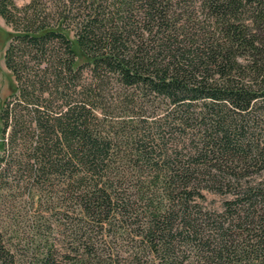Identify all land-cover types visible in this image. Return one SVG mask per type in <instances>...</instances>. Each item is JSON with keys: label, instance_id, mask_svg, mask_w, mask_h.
I'll use <instances>...</instances> for the list:
<instances>
[{"label": "trees", "instance_id": "trees-1", "mask_svg": "<svg viewBox=\"0 0 264 264\" xmlns=\"http://www.w3.org/2000/svg\"><path fill=\"white\" fill-rule=\"evenodd\" d=\"M62 4L51 23L0 0L16 30L0 188L31 196L42 222L22 264H124L97 246L115 226L132 264H264V0ZM30 50L47 66L17 61ZM207 192L226 195L219 208ZM0 264H18L1 226Z\"/></svg>", "mask_w": 264, "mask_h": 264}, {"label": "rangeland", "instance_id": "rangeland-1", "mask_svg": "<svg viewBox=\"0 0 264 264\" xmlns=\"http://www.w3.org/2000/svg\"><path fill=\"white\" fill-rule=\"evenodd\" d=\"M65 0H36L33 8L31 7L28 10H23L26 5L32 2V0H15L18 8L20 9L17 13V16L24 17L25 19L31 18L34 14L35 9L45 10L49 13L47 21L51 23L56 22L57 20V12L62 8V3ZM57 5L60 8H57ZM45 13L42 14V16ZM47 17V16H46ZM22 25L21 23H18ZM16 31L14 28V24L8 23L6 19L0 14V108L4 102V100L10 95V93L14 90L16 86V81L14 79L13 74L7 67L4 59L5 50L8 44L11 41L13 36V32ZM69 34L71 37H74V30L70 29ZM57 43L52 42L49 44L48 49H55L57 47ZM79 51V49H78ZM34 53L36 50L29 53H26L24 56H18L17 61L27 60L21 63L31 67L33 66L34 70L38 68L37 63L40 57L41 67L47 66L49 63V55L40 56V54L36 53V57H34ZM21 55V54H20ZM84 57L81 55L79 51V59L82 60ZM52 64L50 70L53 71ZM49 70V69H48ZM49 70V71H50ZM89 72L87 70L82 74L83 80L89 77ZM53 77V75H52ZM61 100L55 101L56 103H60ZM254 178H262L264 179V171L261 174H253ZM12 189H1L0 188V226L4 230L9 239V244L11 248L16 253V259L18 264H22L25 261H29L36 257L37 253L41 251L43 247V242L40 240L42 237L37 233V226H39L42 222L40 221L41 214H39L36 210V205H34V201L31 196L25 194L22 189L19 190L18 187L13 185ZM23 192V193H22ZM207 199L205 200V204L209 207L219 208L221 202L225 194H218L215 192H207ZM56 228L57 225H54ZM113 229H117L114 233L111 231V235H104L103 238L99 241L97 246L100 248L101 254L103 257L110 260L111 257L119 260L124 264H132L133 257H131V248L133 242L131 241V234L129 232L124 233L123 229H118L119 226L112 227ZM65 233V236H64ZM63 236L59 237L58 233H55L57 237L63 240H56L58 245H62V241L69 240V231H64ZM139 239L140 238H135ZM60 241V242H59ZM147 251V250H145ZM149 255V254H148ZM149 258L146 262H142V264H147L151 261L152 256L149 255ZM152 264V263H151Z\"/></svg>", "mask_w": 264, "mask_h": 264}]
</instances>
